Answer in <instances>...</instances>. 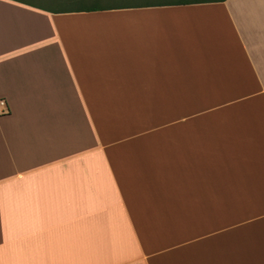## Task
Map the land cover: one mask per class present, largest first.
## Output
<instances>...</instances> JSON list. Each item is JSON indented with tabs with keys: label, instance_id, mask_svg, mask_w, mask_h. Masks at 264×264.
I'll return each mask as SVG.
<instances>
[{
	"label": "crops",
	"instance_id": "0c3cea01",
	"mask_svg": "<svg viewBox=\"0 0 264 264\" xmlns=\"http://www.w3.org/2000/svg\"><path fill=\"white\" fill-rule=\"evenodd\" d=\"M0 264H264V0H0Z\"/></svg>",
	"mask_w": 264,
	"mask_h": 264
},
{
	"label": "rangeland",
	"instance_id": "374dc122",
	"mask_svg": "<svg viewBox=\"0 0 264 264\" xmlns=\"http://www.w3.org/2000/svg\"><path fill=\"white\" fill-rule=\"evenodd\" d=\"M53 7L54 9H71L79 6H113L124 4H146L177 0H33Z\"/></svg>",
	"mask_w": 264,
	"mask_h": 264
},
{
	"label": "trees",
	"instance_id": "16d2710c",
	"mask_svg": "<svg viewBox=\"0 0 264 264\" xmlns=\"http://www.w3.org/2000/svg\"><path fill=\"white\" fill-rule=\"evenodd\" d=\"M137 5H143V4H124V5H113L108 7H117V6H137ZM104 8L103 6H79L76 8H71L73 11H93Z\"/></svg>",
	"mask_w": 264,
	"mask_h": 264
}]
</instances>
